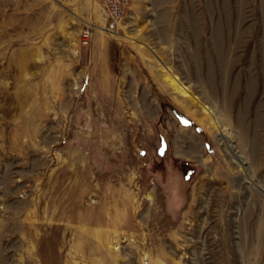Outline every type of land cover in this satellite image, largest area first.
<instances>
[{"label": "rangeland", "instance_id": "rangeland-1", "mask_svg": "<svg viewBox=\"0 0 264 264\" xmlns=\"http://www.w3.org/2000/svg\"><path fill=\"white\" fill-rule=\"evenodd\" d=\"M99 9L0 0V264H264V0Z\"/></svg>", "mask_w": 264, "mask_h": 264}, {"label": "built area", "instance_id": "built-area-1", "mask_svg": "<svg viewBox=\"0 0 264 264\" xmlns=\"http://www.w3.org/2000/svg\"><path fill=\"white\" fill-rule=\"evenodd\" d=\"M132 0H99L100 4V19L103 27L118 34L124 19L126 18ZM93 36V28L89 24H85L81 31V42L83 46H88L91 43Z\"/></svg>", "mask_w": 264, "mask_h": 264}, {"label": "bare ground", "instance_id": "bare-ground-1", "mask_svg": "<svg viewBox=\"0 0 264 264\" xmlns=\"http://www.w3.org/2000/svg\"><path fill=\"white\" fill-rule=\"evenodd\" d=\"M109 35H113L114 33L104 29ZM175 81H176V76H175ZM178 92L182 94L183 97H186L187 95L193 96L195 100H198V96H194L190 94L188 87L183 85L182 83H179L178 86L176 87ZM203 111L205 114L208 115L209 118V124L212 125L214 128V136L218 140V142L224 144L226 150L231 153L232 158L234 159H240L241 161L243 160L242 156H240L237 153V150H235L234 145L232 144V140L229 139V134L230 132L228 129L222 124V121L219 118L218 113H216L212 107L203 104ZM233 137V136H232ZM88 141V140H87ZM67 210V209H66ZM118 246H114V249H118Z\"/></svg>", "mask_w": 264, "mask_h": 264}]
</instances>
